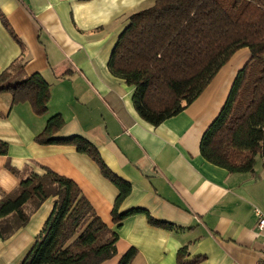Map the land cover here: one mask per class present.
Returning a JSON list of instances; mask_svg holds the SVG:
<instances>
[{"label":"crops","instance_id":"1","mask_svg":"<svg viewBox=\"0 0 264 264\" xmlns=\"http://www.w3.org/2000/svg\"><path fill=\"white\" fill-rule=\"evenodd\" d=\"M154 0H0V12L24 45V76L39 74L49 85L47 112L35 116L27 103L10 108L0 94V190L9 193L17 170L42 174L47 168L73 181L102 222L118 235L116 255L101 264H117L130 248L132 264H261L264 231L256 229L254 208L264 211V168L256 156L253 173L230 174L204 161L202 134L224 105L237 73L250 58L237 50L207 87L183 111L154 127L132 104L133 88L114 77L107 63L129 16ZM21 50L0 22V73ZM59 114L64 126L55 138L79 136L98 151L107 168L128 182L131 191L118 212L141 209L172 230L152 227L142 214L113 224L117 189L96 163L72 146L34 142L46 121ZM52 208L47 200L29 223L0 240V264H19L30 250Z\"/></svg>","mask_w":264,"mask_h":264},{"label":"trees","instance_id":"2","mask_svg":"<svg viewBox=\"0 0 264 264\" xmlns=\"http://www.w3.org/2000/svg\"><path fill=\"white\" fill-rule=\"evenodd\" d=\"M0 22L21 50L20 57L0 73V94L10 95V108L27 103L35 116H43L49 85L37 73L24 76V45L1 12ZM241 48L249 50L250 58L202 134L199 152L204 161L230 174L253 173L256 156L264 168V0H154L151 7L129 16L107 68L133 88L134 110L156 127L192 103ZM63 126L61 115L51 116L34 142L72 146L96 163L118 191L111 210L113 224L142 214L152 227L174 229L145 210L119 213L130 184L113 174L82 137L55 138ZM7 154L8 144L0 140V156ZM5 167L19 182L9 193L0 190V240L25 227L32 214L52 200L49 215L19 264H101L116 255L118 235L96 215L73 181L47 168L36 174L27 166L17 170L9 161ZM186 254V248L178 251V264L201 261H184ZM136 255L130 248L117 264H132Z\"/></svg>","mask_w":264,"mask_h":264},{"label":"built area","instance_id":"3","mask_svg":"<svg viewBox=\"0 0 264 264\" xmlns=\"http://www.w3.org/2000/svg\"><path fill=\"white\" fill-rule=\"evenodd\" d=\"M254 214L256 216V229L258 231H264V211L259 208H254ZM262 261L261 264H264V247L261 252Z\"/></svg>","mask_w":264,"mask_h":264},{"label":"rangeland","instance_id":"4","mask_svg":"<svg viewBox=\"0 0 264 264\" xmlns=\"http://www.w3.org/2000/svg\"><path fill=\"white\" fill-rule=\"evenodd\" d=\"M113 258V257H112Z\"/></svg>","mask_w":264,"mask_h":264}]
</instances>
